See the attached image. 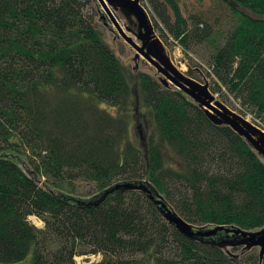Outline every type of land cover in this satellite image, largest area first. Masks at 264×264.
<instances>
[{
	"label": "trees",
	"instance_id": "16d2710c",
	"mask_svg": "<svg viewBox=\"0 0 264 264\" xmlns=\"http://www.w3.org/2000/svg\"><path fill=\"white\" fill-rule=\"evenodd\" d=\"M91 1L0 0V264L31 251L32 264H77V256H102L90 264H264L232 231L185 235L162 206L194 232L258 231L264 158L184 92L143 72L136 85L147 139L132 143L134 77L104 42ZM213 1L228 13L187 18L179 0L147 3L163 41L183 53L207 48L206 73L190 68L188 77L210 78L212 94L229 105L225 88L260 121L264 0ZM82 183L94 187L90 198L78 195Z\"/></svg>",
	"mask_w": 264,
	"mask_h": 264
},
{
	"label": "rangeland",
	"instance_id": "374dc122",
	"mask_svg": "<svg viewBox=\"0 0 264 264\" xmlns=\"http://www.w3.org/2000/svg\"><path fill=\"white\" fill-rule=\"evenodd\" d=\"M180 7L183 11L185 17H189L190 15H194L204 11V13H209L211 16L218 17L222 15L221 13L225 14L228 13V7H223L219 4V11L216 9V5L213 0H205L203 3H199L196 0H179ZM140 5L146 11L147 17L151 22V25L155 31L156 36L161 40L163 47L165 49V54L169 57L179 71L183 72L187 75V71L192 68L196 69V72L200 71L203 74L206 73L204 70L206 69V56L208 55V50L205 47H198L195 50H190L189 52L183 53L181 46L176 44L172 39L168 40V43L163 41L165 39L161 36L160 27L162 25L156 26L155 21L153 19V10L151 12L152 7L147 3V0H140ZM91 11L96 15V22L98 24V28L102 33V38L104 42L108 45V47L113 51L117 59L120 61L124 69L126 70L128 75L134 77L133 79V97H132V106H130L126 118L128 120V138L134 143L136 146L144 145L145 140L147 139L146 133V122H144L143 116H141L138 111L146 112L144 108L141 107V101L139 99V91L136 85V74L139 72L146 73L153 77L156 80L166 79V77L159 73L157 69L148 63L142 57H136V51L133 49L128 43H126L121 36L118 34L114 26L112 25L110 19L106 15L104 9L102 8L101 4L98 0L91 1ZM209 11V12H208ZM217 11V12H215ZM115 14L121 23L122 27L126 30H129L128 34L141 45L139 40L137 41V34L139 33L138 27V20L135 16L126 15L120 8L115 10ZM225 18V17H224ZM162 37V38H161ZM200 63H203L200 65ZM188 76V75H187ZM200 77V76H199ZM168 80V79H166ZM200 84H204L206 82L211 83V79L207 78L206 76H202L199 80H197ZM168 86L170 88L178 89L172 82L168 80ZM222 93L224 94V98L228 100V104L223 102L221 96L219 94L214 93L213 95L216 97V100L223 103L227 106L230 110L234 111L235 113L243 116L245 119L250 121L256 126H259L264 130V119L257 120L253 118L252 114H244L241 112L238 107L240 103L235 100L233 95L227 92L225 88H222ZM191 98V97H190ZM192 99V98H191ZM193 100V99H192ZM237 107V109L235 107ZM112 116H118V110L116 108H112L109 106H103ZM235 108V109H234ZM122 114V113H120ZM257 120V121H256ZM166 158L169 160L170 152H166ZM95 192V189L92 185H87L82 183L79 196L83 198H90L91 195ZM29 220L34 223L36 226L42 228L44 223L39 220L38 218L31 216ZM199 225H194V228L197 229ZM238 251V250H237ZM253 252L256 254L260 253V247H254ZM33 252L31 251L29 255L22 261L11 263V264H32ZM102 259V256H95L86 258L85 256H77L76 263L77 264H90L91 262H97Z\"/></svg>",
	"mask_w": 264,
	"mask_h": 264
},
{
	"label": "water",
	"instance_id": "95a60500",
	"mask_svg": "<svg viewBox=\"0 0 264 264\" xmlns=\"http://www.w3.org/2000/svg\"><path fill=\"white\" fill-rule=\"evenodd\" d=\"M110 19L112 25L121 36L136 51V57L144 58L148 63L154 66L157 71L163 74L166 79L172 82L179 90L191 97L195 102L205 109L207 116L217 124L229 126L232 130L244 137L254 150L264 158V130L254 125L243 116L235 113L226 107L223 103L216 100V97L210 92L208 84H200L196 80L188 77L173 65L171 59L166 56L165 49L161 40L156 36L155 31L147 17L146 11L140 5V0H98ZM120 8L126 15L135 16L138 20L139 34L136 36V42L129 34V30L122 27L114 10ZM162 79L165 85L168 80ZM116 188H119L117 186ZM152 197V196H151ZM153 198V197H152ZM157 203H162L157 201ZM165 208V216L170 223H174L185 235L194 236H214L218 231H232L241 236L239 246H245L248 249L260 247V257L264 255V227L258 231H244L241 229L225 228L218 226L206 231H193L192 225L183 220L177 213ZM223 244V243H222ZM227 243L224 242V245Z\"/></svg>",
	"mask_w": 264,
	"mask_h": 264
}]
</instances>
